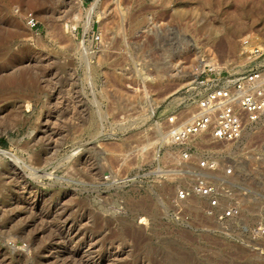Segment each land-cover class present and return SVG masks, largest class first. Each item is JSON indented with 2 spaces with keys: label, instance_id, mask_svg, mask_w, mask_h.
Listing matches in <instances>:
<instances>
[{
  "label": "rangeland",
  "instance_id": "374dc122",
  "mask_svg": "<svg viewBox=\"0 0 264 264\" xmlns=\"http://www.w3.org/2000/svg\"><path fill=\"white\" fill-rule=\"evenodd\" d=\"M68 2L0 0V141L29 167L7 158L0 172V264H264L247 232L264 225V116L237 142L192 147L235 165L247 193L226 229L203 200L173 207L157 172L194 67L235 73L264 47V0H102L93 14ZM99 16L105 44L89 51Z\"/></svg>",
  "mask_w": 264,
  "mask_h": 264
},
{
  "label": "built area",
  "instance_id": "2783aa9c",
  "mask_svg": "<svg viewBox=\"0 0 264 264\" xmlns=\"http://www.w3.org/2000/svg\"><path fill=\"white\" fill-rule=\"evenodd\" d=\"M75 2L85 12L95 0L87 4L83 0ZM23 21L29 31L39 34V22L31 12L23 14ZM95 23L99 25V21L93 19L89 30L81 36V43L89 51L105 44L101 31L93 30ZM242 55L243 69L235 73L205 64L201 69L194 67L195 79L185 85L182 99L165 116V134L172 147L167 153L170 164L157 171L173 184V207L199 198L204 201L203 214L212 217L224 229L239 217L237 199L247 193L231 181L235 165L197 156L192 147L193 142L201 138L212 143L237 142L264 116V47L244 50ZM4 151L7 149L0 147V172L7 159L2 155ZM247 232L252 243L258 246L255 250L263 252L264 225L255 224Z\"/></svg>",
  "mask_w": 264,
  "mask_h": 264
},
{
  "label": "bare ground",
  "instance_id": "6f19581e",
  "mask_svg": "<svg viewBox=\"0 0 264 264\" xmlns=\"http://www.w3.org/2000/svg\"><path fill=\"white\" fill-rule=\"evenodd\" d=\"M70 3H72L71 2V0H69V2L67 3V5H69ZM74 4H76L77 6H78V4H77V2H75ZM101 4V2L99 1V0H95V3L93 4V6L91 7V8H88V9H86V12L88 11L89 12V14L90 13H95V10H97L98 8H99V5ZM67 5H62V8H63V10H62V12L64 13V15H68V13L72 10L70 7L68 8V9H66L67 8ZM79 7V6H78ZM60 10V9H59ZM102 14V13H101ZM102 15H104V14H102ZM104 18H105V16H104ZM70 20L73 22V24H72V27H76V25H77V22L78 21H81L82 22V20H81V18L77 15V13L75 14V13H73L72 14V18H70ZM89 20V19H88ZM96 20H98L99 21V23H100V21L101 22H103L102 21V19L100 18V16L98 17V18H96ZM84 22H88V21H83L82 22V24L84 25L85 23ZM85 25H87V24H85ZM85 27V26H84ZM87 27V26H86ZM88 28V27H87ZM85 29V28H84ZM85 30H87V29H85ZM212 66V65H211ZM192 75H194L195 77H196V75L193 73ZM195 78H191L190 79V81L189 82H192L193 80H194ZM188 82V83H189ZM184 85H186V84H184ZM262 128H264V124L261 126V128L259 127V130L260 129H262ZM254 133V132H253ZM246 134H252V133H250V132H248V133H244L243 134V138H244V136L246 135ZM162 139H165L164 141H167V135L164 133V135L162 136V138H161V140ZM202 139V138H201ZM200 139V141H194L193 142V144L196 146V147H199L200 146V144H202V142H203V140H201ZM242 139V138H241ZM230 145H226L225 147H223V148H221V149H218L217 151H228V150H230ZM2 155L4 156V157H7V158H9L12 162H15V163H19L20 165L19 166H21L22 168H24V169H27V168H29V167H27L26 165H24L21 161H19L18 160V158L15 156V154H13V153H10V152H8V151H4V152H2ZM29 170V169H28ZM158 171H160V170H158ZM19 174V173H18ZM21 174V173H20ZM213 174H217V175H219L220 173H213ZM21 176V175H20ZM22 177H23V174H22ZM194 199H199V198H194ZM199 200H201V199H199ZM91 225V224H90ZM221 225L219 224V227H220ZM81 236V235H80ZM94 250V249H93ZM114 253V252H113ZM84 254V253H83ZM92 255V254H91ZM122 258V257H121ZM113 261V260H112ZM113 264V263H112Z\"/></svg>",
  "mask_w": 264,
  "mask_h": 264
},
{
  "label": "trees",
  "instance_id": "16d2710c",
  "mask_svg": "<svg viewBox=\"0 0 264 264\" xmlns=\"http://www.w3.org/2000/svg\"><path fill=\"white\" fill-rule=\"evenodd\" d=\"M0 146H1L2 148H6V143H5V141H0Z\"/></svg>",
  "mask_w": 264,
  "mask_h": 264
}]
</instances>
